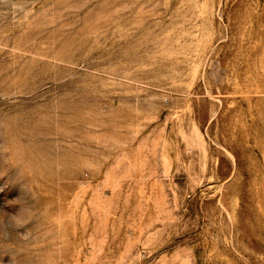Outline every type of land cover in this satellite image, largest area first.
<instances>
[{
	"label": "rangeland",
	"instance_id": "rangeland-1",
	"mask_svg": "<svg viewBox=\"0 0 264 264\" xmlns=\"http://www.w3.org/2000/svg\"><path fill=\"white\" fill-rule=\"evenodd\" d=\"M0 264H264V0H0Z\"/></svg>",
	"mask_w": 264,
	"mask_h": 264
}]
</instances>
